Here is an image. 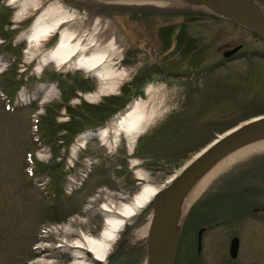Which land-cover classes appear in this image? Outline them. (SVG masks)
<instances>
[{
    "label": "rangeland",
    "instance_id": "obj_1",
    "mask_svg": "<svg viewBox=\"0 0 264 264\" xmlns=\"http://www.w3.org/2000/svg\"><path fill=\"white\" fill-rule=\"evenodd\" d=\"M36 4L34 9L29 3L17 21V3L0 0V264H74L72 246L79 233L98 238L104 231L109 217L104 205L115 210L128 203L146 180L166 187L216 136L264 115V40L224 19L188 22L151 10H175L169 8L119 5L135 11L101 14L94 12L97 4L79 0ZM52 4L73 13L61 28L75 37H97L105 47L113 38L117 50L112 64L125 73L114 92L91 102L85 96L101 84L92 72L70 64L47 63L38 69L61 29L36 48L26 34L39 11ZM167 35L173 42L164 48ZM239 45L236 54L223 57ZM132 85L135 89L130 90ZM51 87L54 92L49 94ZM153 95L165 111L135 141L110 133L78 147L83 134L112 125L134 101H149ZM123 98L129 99L126 106L97 124L106 103L116 100L119 105ZM64 103L95 113L92 120L75 123L77 134L69 144L62 140L66 132L56 126L69 120ZM138 171L147 179H140ZM263 178L264 151L214 178L185 217L173 264H264ZM71 179L83 181L68 193ZM151 204L126 220L113 249L148 225ZM147 236L129 239L126 254L116 264H145ZM234 237L239 248L232 259L229 245ZM43 238L48 251L42 253L37 246ZM85 261L100 264L89 253Z\"/></svg>",
    "mask_w": 264,
    "mask_h": 264
},
{
    "label": "bare ground",
    "instance_id": "obj_2",
    "mask_svg": "<svg viewBox=\"0 0 264 264\" xmlns=\"http://www.w3.org/2000/svg\"><path fill=\"white\" fill-rule=\"evenodd\" d=\"M186 1L187 3H185ZM15 3H17L15 9V18L17 21H20L25 16L30 8L29 3H31V7L34 9L36 5L39 4H36V0H9V4ZM125 3L151 5L165 9L184 7H191L194 9L202 8L200 3L191 4L188 0H132L126 1ZM72 15L73 13L71 11H66V9L59 4H52L48 7L42 8L29 27L26 34V40L31 46H35V48L36 46L40 47L53 37L59 29H61L59 39L54 47L42 54L38 69L47 63H52L59 66L70 64L74 69L85 71L86 73L92 72V75L100 81L101 84L96 92L87 94L85 97L89 101L95 102L100 99L101 96L114 92L119 84H121L123 77H125V73L118 72L112 64V58H114L117 50L114 41L112 40L113 38L106 43L105 47L98 44L97 37H89L87 39H83V37L78 38L75 37L74 33H70L65 27L63 29L61 28L63 24L69 22L68 19L71 18ZM94 31H96V29ZM97 32L98 31L95 32L96 35ZM106 81L107 86L105 85ZM53 90L54 88L51 87L48 93L50 94L54 92ZM155 95H153L149 101H143L141 99L134 101L131 106H129V109L113 121L112 125L108 124L100 127L98 132H87L86 134H83L79 139L80 143H78V147L83 148L87 143V140L90 138L95 137L104 140L109 137L110 133L114 134L116 138L122 134H126L128 140L135 141L139 136H142L148 127L152 125L159 116L161 117L162 113L165 111L163 106H159L162 105L159 103V100L155 102ZM220 136L221 135H219V137ZM263 151L264 139L249 143L224 156L221 160L202 173L181 196L176 210L178 226H181L183 218L194 200L208 187L209 183L214 178L245 157ZM193 158H195V156ZM136 175L140 179H147V177L144 174L139 173V171ZM161 187H157L146 180L128 203L120 204L115 210H112V207L108 205H104L103 211L109 216L107 217V224L104 231L98 238L90 237L82 232L81 234L79 233V238L73 242L74 246H72L73 257L75 260L74 264H86V253L93 255V259L98 263L105 264L108 256L113 250L114 244L118 240V232L124 227L126 220L133 218L141 210L145 209L152 202L153 197ZM151 220L146 227H143L140 231H136L131 238L129 237V239H133L132 241L135 242L145 237L150 229ZM47 233L50 232L48 231ZM46 241L47 240L43 238L41 244L37 246L39 252L43 253L48 251V245L45 243ZM45 258L50 259L52 257L45 256ZM37 263L38 262H33V264Z\"/></svg>",
    "mask_w": 264,
    "mask_h": 264
},
{
    "label": "water",
    "instance_id": "obj_3",
    "mask_svg": "<svg viewBox=\"0 0 264 264\" xmlns=\"http://www.w3.org/2000/svg\"><path fill=\"white\" fill-rule=\"evenodd\" d=\"M69 1V0H68ZM105 6L144 7L151 5L128 4L132 0H79ZM184 1V0H183ZM200 3L198 8H169L224 19L251 32L264 40V5L255 0H188ZM184 3V2H183ZM187 3V1L185 2ZM242 46L226 50L222 55L228 59ZM95 132V131H93ZM264 139V115L254 117L224 132L199 151L170 183L161 188L152 199V220L145 248V264H173L180 240L181 226H178L177 208L184 191L207 169L224 156L249 143ZM180 216V215H179ZM179 218V217H178ZM204 228L197 232V249H201ZM129 238L120 240L108 256L105 264H116L128 246ZM239 239L230 241L229 256L237 258Z\"/></svg>",
    "mask_w": 264,
    "mask_h": 264
},
{
    "label": "trees",
    "instance_id": "obj_4",
    "mask_svg": "<svg viewBox=\"0 0 264 264\" xmlns=\"http://www.w3.org/2000/svg\"><path fill=\"white\" fill-rule=\"evenodd\" d=\"M133 8V7H131ZM131 8H125V7H120V6H100V5H95L93 6V9H94V12L96 13H101V14H113V13H125V11H132L134 12L135 9H131ZM138 8H141V7H138ZM151 10H154V11H164V12H169L171 13V15L173 17H186L187 18V21L188 22H193V21H190V18H198L197 20L195 21H198L200 18H208V19H218L216 17H212V16H207V15H204V14H199V13H193V12H188V11H181V10H160V9H156V8H151ZM110 12V13H109ZM231 23V22H230ZM233 24V23H232ZM235 25V24H234ZM171 33H172V30H171ZM171 37V38H169ZM166 39V40H165ZM172 35H167L164 37V48H169V46L171 45V43L173 42L172 40ZM179 42L176 40V48L179 47ZM55 75V74H54ZM57 79H62L59 75V74H56L55 75ZM66 78V77H65ZM63 83H64V80H63ZM131 89L130 90H133L135 89V87L132 85L130 86ZM82 88V85L78 86L77 89H81ZM135 95L134 93L131 94V96ZM121 100V99H119ZM129 99H126L124 100V98L122 99V104L120 103L119 105L117 104L116 100H113L111 101L110 103H106L107 107H104V110H100L99 113L101 114L100 115V121L97 122L98 123H101V121H105L107 120V118H109L112 114H114L115 112H118L121 108H124L127 104ZM108 101V100H107ZM65 106V113L67 114V116L69 117V120L68 122L64 123V124H56V126H58L59 128H61L62 130H64L66 132L65 135L62 136V140L66 143V144H69V142L71 141V139L73 138V136L77 133H75V123L77 122H80L82 121V119H89V120H92L94 118V115L95 113L94 112H84V111H80V108L79 107H76V108H72L71 106H69L68 104L64 103ZM41 120V119H40ZM42 121V120H41ZM41 121L40 124H41ZM45 122L46 123H50V121H48V119H45ZM103 124V123H102ZM101 124V125H102ZM100 126V125H99ZM261 186L264 188V178L261 180ZM190 214V213H189ZM189 217V215H188ZM187 221V219H186ZM185 221V223H186ZM126 250L123 252V255L122 257L126 254ZM121 257V258H122Z\"/></svg>",
    "mask_w": 264,
    "mask_h": 264
},
{
    "label": "built area",
    "instance_id": "obj_5",
    "mask_svg": "<svg viewBox=\"0 0 264 264\" xmlns=\"http://www.w3.org/2000/svg\"><path fill=\"white\" fill-rule=\"evenodd\" d=\"M77 179H71L70 180V184H69V191H68V193L70 192V191H72V189H74V188H76L78 185H80L81 184V180H77Z\"/></svg>",
    "mask_w": 264,
    "mask_h": 264
},
{
    "label": "flooded vegetation",
    "instance_id": "obj_6",
    "mask_svg": "<svg viewBox=\"0 0 264 264\" xmlns=\"http://www.w3.org/2000/svg\"><path fill=\"white\" fill-rule=\"evenodd\" d=\"M255 1H257V2H259V3H261V4H263L264 5V0H255ZM198 18H190V21H195V20H197ZM239 46H242V45H239Z\"/></svg>",
    "mask_w": 264,
    "mask_h": 264
}]
</instances>
